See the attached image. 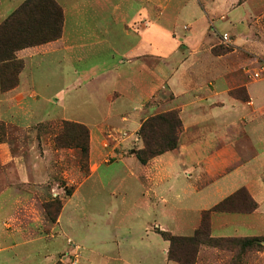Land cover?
<instances>
[{
  "label": "rangeland",
  "instance_id": "obj_1",
  "mask_svg": "<svg viewBox=\"0 0 264 264\" xmlns=\"http://www.w3.org/2000/svg\"><path fill=\"white\" fill-rule=\"evenodd\" d=\"M25 1L0 0V24ZM57 1L65 11L64 38L68 45L108 39L121 50L137 40L132 35L124 41V29L136 32L150 23L151 34L161 38L160 46L155 43L154 48L162 55L179 42L174 32L178 37L208 38L211 44L199 65L201 75L211 82L223 77L224 90L233 98L248 102L246 86L264 82V0H162L161 14L149 10L155 17L147 23L151 0L143 4L130 0ZM157 4L154 2V6ZM36 16L35 21H46L42 15ZM65 58L66 52L48 51L32 59L34 94L18 102L31 113L27 124L23 125L21 119L18 122L22 128L11 122L8 128L0 121V264H178L168 260L169 242L159 233L192 236L204 212L174 211L172 206L159 210L153 195L138 181L137 165L119 158L125 148L110 146L111 141L133 140L126 152L131 155L133 149L135 156L144 146L140 136L143 123L171 111L179 112L174 109L177 104L173 95L165 89L148 101L145 115L137 124L106 123L99 140L105 150L114 148L117 156L106 155L109 163L89 175V157L75 141L82 143L83 139L63 133L61 126L71 121L96 127L103 123L102 116L90 105L91 92L67 91L73 74L72 66H67L68 75L63 76L60 61ZM115 58L118 61L117 55ZM256 72L259 78L254 76ZM214 85L209 84V88L214 89ZM61 90L64 97L57 95ZM4 108L0 93V117ZM139 121L141 127L135 131ZM209 130L206 141L212 143L213 131L211 127ZM238 132L239 148L246 139L243 128ZM214 218V237L264 236V217L216 214ZM218 218H225L230 225L221 229ZM235 261L230 251L203 247L196 264H264V244Z\"/></svg>",
  "mask_w": 264,
  "mask_h": 264
},
{
  "label": "crops",
  "instance_id": "obj_2",
  "mask_svg": "<svg viewBox=\"0 0 264 264\" xmlns=\"http://www.w3.org/2000/svg\"><path fill=\"white\" fill-rule=\"evenodd\" d=\"M130 1L142 4L146 2V0ZM161 1H150L152 6L147 7L146 23L151 19L154 20L155 17L149 10H157L158 16L161 14ZM154 2L158 4L154 6ZM104 31L108 34L107 30ZM122 35L124 41L125 38L134 35L137 39L135 45L119 50L108 39L68 45L64 38L63 27L60 39L18 51L16 57L24 63V69L19 75L17 87L7 92H2L0 88L5 107L4 116L0 117V121L5 122L8 128L10 122L21 127L18 122L21 119L24 120L23 125L27 124L31 113L18 102L21 103L23 99L31 98L34 94L32 59L48 54V51L66 52V58L60 61V66L64 69L63 76L68 75L67 66H72L73 74L67 85V91L91 92L93 103L90 105L96 109L94 110L96 114L102 116L103 123L94 126V131V127L84 124L91 132L88 161L89 175H91L96 173L102 164L109 163L106 155L117 156L114 148L105 150L103 148L105 144L99 140V136L106 130V123L123 124L130 121L137 124L145 115V104L168 89L177 104L174 109L179 110L184 128L178 149L152 159L147 165H142L132 154L133 149H130L131 155H127L126 149L131 147L133 140L111 141L110 146L114 145L117 148L122 145L125 148V154L120 155L119 158L128 160L134 166L137 165L138 181L142 184V188L153 195L152 200L159 210L160 208L166 210L167 206H172L174 211L198 210L201 215L202 212L212 209L225 198L245 187L260 205L256 212L245 216L263 218L264 82L249 83L246 86L249 100L243 103L224 90L223 77L215 78L214 82H211L201 75L199 65L202 57L208 54L211 44L208 38L197 39V35L178 37L174 32L173 36L179 42L174 45V49H168V54L162 55L158 48H154L155 43L160 46L161 38L159 35L155 38L156 35L151 34L150 23L142 25V28L136 32L124 29ZM114 55L118 56V61ZM87 58L90 61L86 62ZM213 83L216 85L214 89H210L209 84ZM94 91L97 95H93ZM64 92V90L58 91L57 95L64 97ZM141 124L139 121L135 131L140 129ZM210 127L213 131L212 143L206 141L205 136L207 131H210ZM241 128L244 129L243 136L246 141L238 148L236 146L240 139L238 130ZM120 129L124 130L123 127ZM137 163H140L142 168ZM79 187L72 197L78 192ZM148 200L150 203L151 199ZM177 203L181 205L179 208L176 206ZM194 204L196 207L193 206ZM65 207L66 204L64 209ZM216 214L220 213L212 216V233ZM61 217L62 214L58 225L62 221ZM172 218L174 219L170 217ZM224 219L218 218V226L221 229L230 225ZM236 234L240 235V233ZM237 237L250 236L237 235Z\"/></svg>",
  "mask_w": 264,
  "mask_h": 264
},
{
  "label": "trees",
  "instance_id": "obj_3",
  "mask_svg": "<svg viewBox=\"0 0 264 264\" xmlns=\"http://www.w3.org/2000/svg\"><path fill=\"white\" fill-rule=\"evenodd\" d=\"M36 15H42L46 21H35ZM33 21H35L34 27ZM64 21V9L56 0H26L0 24V88L2 92L10 91L19 84V75L24 69V63L17 60L16 53L22 49L60 39ZM45 24H49L47 28L44 27ZM183 129L179 112L171 111L148 119L140 129L144 146L135 152V157L142 165H146L152 159L178 149ZM61 130L63 133L72 134L76 139L77 137L83 139L82 143L75 140L76 145L83 147V155L88 158L89 129L81 123L64 121ZM257 209L258 203L247 188L242 187L212 209L205 211L201 225L192 236H177L160 231L159 234L169 242L168 260L178 264H196L202 248L210 247L234 253L235 262H238L250 250L261 249L264 236L214 237L211 230L212 213L248 215Z\"/></svg>",
  "mask_w": 264,
  "mask_h": 264
},
{
  "label": "built area",
  "instance_id": "obj_4",
  "mask_svg": "<svg viewBox=\"0 0 264 264\" xmlns=\"http://www.w3.org/2000/svg\"><path fill=\"white\" fill-rule=\"evenodd\" d=\"M254 76H255L256 78H259L260 73L256 72V73L254 74Z\"/></svg>",
  "mask_w": 264,
  "mask_h": 264
}]
</instances>
